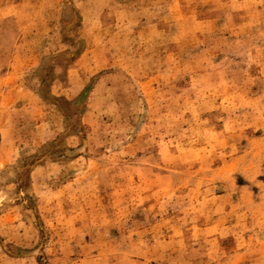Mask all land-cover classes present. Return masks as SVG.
Segmentation results:
<instances>
[{"label": "rangeland", "instance_id": "374dc122", "mask_svg": "<svg viewBox=\"0 0 264 264\" xmlns=\"http://www.w3.org/2000/svg\"><path fill=\"white\" fill-rule=\"evenodd\" d=\"M0 264H264V0H0Z\"/></svg>", "mask_w": 264, "mask_h": 264}]
</instances>
